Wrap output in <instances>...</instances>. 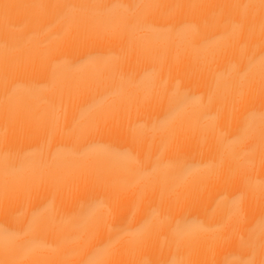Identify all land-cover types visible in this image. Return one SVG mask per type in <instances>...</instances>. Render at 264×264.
Returning a JSON list of instances; mask_svg holds the SVG:
<instances>
[{
    "label": "bare ground",
    "instance_id": "bare-ground-1",
    "mask_svg": "<svg viewBox=\"0 0 264 264\" xmlns=\"http://www.w3.org/2000/svg\"><path fill=\"white\" fill-rule=\"evenodd\" d=\"M0 264H264V0H0Z\"/></svg>",
    "mask_w": 264,
    "mask_h": 264
}]
</instances>
